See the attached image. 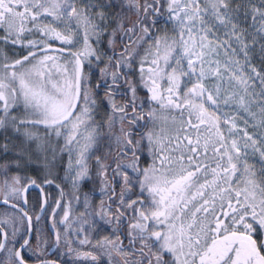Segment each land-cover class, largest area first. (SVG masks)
<instances>
[{
  "label": "snow or ice",
  "instance_id": "1",
  "mask_svg": "<svg viewBox=\"0 0 264 264\" xmlns=\"http://www.w3.org/2000/svg\"><path fill=\"white\" fill-rule=\"evenodd\" d=\"M0 264H264V0H0Z\"/></svg>",
  "mask_w": 264,
  "mask_h": 264
}]
</instances>
